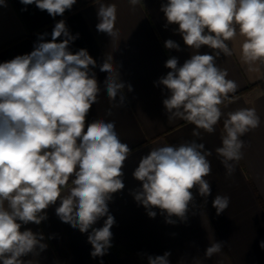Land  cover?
<instances>
[{
	"label": "clouds",
	"instance_id": "obj_1",
	"mask_svg": "<svg viewBox=\"0 0 264 264\" xmlns=\"http://www.w3.org/2000/svg\"><path fill=\"white\" fill-rule=\"evenodd\" d=\"M19 2L35 4L55 18L71 10L77 0ZM128 3L135 9L141 0ZM94 4L97 31L117 39L116 4L104 0H95ZM0 6L6 7V0H0ZM160 11L167 21L164 27L176 25L173 31L191 50L182 65L176 57H170L165 62L170 71L156 82L167 91L162 103L168 122L181 119L193 124L192 135L199 138L200 130L214 133L223 118L222 146L215 152L226 177H231L246 147L241 137L258 128L261 120L255 108L222 111L221 105L239 86L227 78V69L219 67L217 59L232 56L229 42L242 37L241 63L247 71L264 76V0H167ZM46 35L39 37L29 54L0 63V264H32L23 258L39 256L47 249L42 233L22 227L46 220V210L57 201L58 218L81 233H89L90 255H106L112 247L111 229L116 223L109 202L125 187L123 169L133 151L121 141L114 121L95 119L86 123L90 109L98 103L101 87L93 71L97 63L88 51L69 50L78 34H70L61 19L55 23L50 41L44 40ZM60 37L62 41L57 42ZM202 46L213 54H201ZM164 47L181 50L172 39L166 40ZM110 60L112 56L99 66L100 71L108 73L103 91L114 107H121L126 103L125 83ZM127 87L132 90L130 84ZM107 114L111 115L110 109ZM211 154L196 140L151 148L140 157L132 173L142 185L132 192L135 201L150 218H155L153 209L158 208L166 223L187 221L190 208L197 207L192 190L196 189L205 203L211 195L206 179L212 171L208 159ZM229 204L227 195L217 194L212 201L217 215ZM104 217L102 227H93ZM224 244L213 240L204 257L210 259L220 253ZM259 246L264 249V241ZM170 255L168 251L149 255L148 264H170Z\"/></svg>",
	"mask_w": 264,
	"mask_h": 264
},
{
	"label": "crops",
	"instance_id": "obj_2",
	"mask_svg": "<svg viewBox=\"0 0 264 264\" xmlns=\"http://www.w3.org/2000/svg\"><path fill=\"white\" fill-rule=\"evenodd\" d=\"M104 2L117 6V39L97 31L95 0H77L71 10L55 18L46 10H39L35 4L25 6L19 0H6L7 6H0V63L17 55L29 54L45 33L44 40L50 41L55 23L65 20L70 34H78L69 50L76 53L86 49L97 63L93 71L101 93L98 103L90 109L86 123L95 119L114 121L121 141L133 150L123 169L125 187L113 194L109 202V211L116 223L111 229L112 247L106 255L96 258L90 255L89 233H81L62 222L55 212L59 206L57 201L46 210V220L39 225L29 223L22 227V230L42 233L43 242L48 245L39 256L29 255L23 259L32 264H148L147 256L163 255L168 251L171 253L170 264H264V249L259 246L264 241V76L258 77L247 71L241 63L239 49L243 38L229 42L233 48L232 56L221 55L217 59L219 67L227 69V78L239 86L234 94H229L230 100L225 102L226 106L221 105V109L227 113L241 107L255 108L261 123L241 137L246 141L243 158L235 164L232 176L226 177L215 152L222 146L223 118L215 126L214 133L200 130L199 138L192 135L193 124L181 119L168 122L162 103L167 91L156 82L170 71L165 67L170 57H176L178 64L182 65L190 58L191 50L173 31L176 25L164 27L167 21L160 8L167 0H141L135 9L128 0ZM25 7L27 10L22 11ZM62 39L58 38L57 42ZM168 39L177 42L181 50L166 49L164 42ZM199 52L213 54L207 46H202ZM110 56L113 61L109 63L125 83L126 103L121 107H114L103 91L108 73L100 71L99 66ZM129 84L131 91L127 87ZM109 109L111 115L107 114ZM192 140L203 143L212 153L208 157L212 171L206 177L211 184L207 203L193 189L197 207L190 208L187 221L166 223L165 215L158 208L153 209L157 213L155 218H150L132 195L142 186L132 175L140 157L154 147L178 146ZM217 194L230 197L228 208L220 215L212 206ZM105 219L101 218L93 227H102ZM213 240L225 242L224 247L220 253L206 259L204 252Z\"/></svg>",
	"mask_w": 264,
	"mask_h": 264
},
{
	"label": "trees",
	"instance_id": "obj_3",
	"mask_svg": "<svg viewBox=\"0 0 264 264\" xmlns=\"http://www.w3.org/2000/svg\"><path fill=\"white\" fill-rule=\"evenodd\" d=\"M247 89H250V88H247Z\"/></svg>",
	"mask_w": 264,
	"mask_h": 264
}]
</instances>
